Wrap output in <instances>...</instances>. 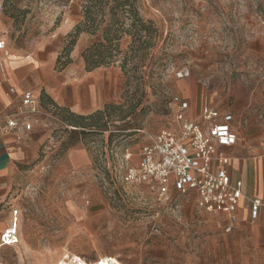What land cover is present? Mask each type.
<instances>
[{
    "label": "rangeland",
    "instance_id": "1",
    "mask_svg": "<svg viewBox=\"0 0 264 264\" xmlns=\"http://www.w3.org/2000/svg\"><path fill=\"white\" fill-rule=\"evenodd\" d=\"M134 1L152 22L150 33L130 79L122 69L129 35L120 40L115 64L101 68L109 79L102 91L115 100L100 111L139 105L124 121L112 117L91 130L72 129L57 109L40 115L28 136L27 178L12 197L21 242L0 251V264H58L65 253L89 264H264V225L229 231L227 216L201 211L194 200L162 204L147 188L122 181L125 152L137 162L146 134L172 128L174 96L231 114L239 139L247 133L245 120L258 124L264 138V0ZM86 4L0 0L1 31L10 49L26 56L57 52L58 74L85 75L82 53L95 37H79L67 66L58 60ZM125 23L128 28L131 19ZM184 70L189 77H179Z\"/></svg>",
    "mask_w": 264,
    "mask_h": 264
},
{
    "label": "crops",
    "instance_id": "2",
    "mask_svg": "<svg viewBox=\"0 0 264 264\" xmlns=\"http://www.w3.org/2000/svg\"><path fill=\"white\" fill-rule=\"evenodd\" d=\"M0 42L5 43V47L0 49L1 251L5 248L18 246L21 242L20 212L12 205V197L15 188L27 178L24 166L32 158V152L27 148L28 136L34 130L35 124L39 122L40 115L46 114L47 110H59L64 107L72 114L89 116L102 110L108 102L115 99L102 91L109 79L101 68L85 75L81 73L78 77H75L74 69H66L58 74L55 71L57 52L26 56L21 51H14L8 47L6 36L1 31V24ZM80 50L81 48L78 51ZM29 92L37 100V113L30 116L33 123L32 130L22 133L21 140H18L15 132L6 129L7 122L23 109L24 96ZM183 99L189 102L193 118H197L202 106L207 104L204 102L197 106L193 105L189 99ZM212 107L218 109L213 105ZM233 119L232 126L237 133L234 126L235 118L233 117ZM245 126L247 133L240 139L238 137L237 145L229 149H222V152L230 159L227 170L232 181H240L243 184V197L235 215L236 222H230V230L239 225H264V138H260V129L255 122L245 120ZM176 127L177 124L174 120L171 129H176ZM237 135L239 136V133ZM142 149L137 162L133 161L132 153L129 150L125 152L124 174L128 167L135 166L140 161ZM187 200L193 201L194 196ZM255 200L261 201L263 206L258 209L257 215L254 217L252 202ZM15 213H17L18 244L5 246L2 244V238L8 230L13 228Z\"/></svg>",
    "mask_w": 264,
    "mask_h": 264
},
{
    "label": "built area",
    "instance_id": "3",
    "mask_svg": "<svg viewBox=\"0 0 264 264\" xmlns=\"http://www.w3.org/2000/svg\"><path fill=\"white\" fill-rule=\"evenodd\" d=\"M4 47L5 43L0 42V49ZM179 77H189V70L182 71ZM205 86L209 88L208 83ZM170 106L176 129L146 134L140 161L127 168L122 181L126 185L147 188L162 204L172 203L175 197L191 199L194 196L195 205L201 211L225 215L235 223L243 197V184L232 181L227 170L230 159L222 152V149L232 148L238 143V135L232 126L233 116L205 104L200 115L193 118L189 102L178 96L172 97ZM36 113L37 100L32 93H26L23 109L8 120L6 129L15 132L17 139L21 140L22 133L32 130L30 116ZM262 206L261 201L252 202L254 217ZM14 221L13 228L2 238L5 246L18 244L17 213ZM105 261L118 264L113 259ZM58 264L89 263L80 256L65 253Z\"/></svg>",
    "mask_w": 264,
    "mask_h": 264
},
{
    "label": "trees",
    "instance_id": "4",
    "mask_svg": "<svg viewBox=\"0 0 264 264\" xmlns=\"http://www.w3.org/2000/svg\"><path fill=\"white\" fill-rule=\"evenodd\" d=\"M107 15L110 16V19L105 25H102ZM99 16L103 19L102 23L97 22ZM127 18L131 19L128 28L125 23ZM151 26L152 22L146 21L140 16L134 0H87L83 20L68 36L70 42L65 46L58 63L67 66L70 63V53L73 51L79 37L83 34H89L95 37V42L82 53L86 71L93 72L102 67H110L115 64L117 56L121 53L120 40L129 35L133 39L128 52L131 55L128 56L127 53L122 63V69L127 75L129 74L130 79V72L139 68L137 58L144 50L142 41L146 40ZM62 60H65L64 63H61ZM126 68L129 69L126 70ZM140 90L144 91L143 87L138 85L136 91ZM138 105L139 103H129L126 109L124 106L107 105L103 111H98L96 114L89 116H78L59 109V115L64 122L75 129L91 130L107 125L105 120L112 117H118L121 121H124Z\"/></svg>",
    "mask_w": 264,
    "mask_h": 264
},
{
    "label": "bare ground",
    "instance_id": "5",
    "mask_svg": "<svg viewBox=\"0 0 264 264\" xmlns=\"http://www.w3.org/2000/svg\"><path fill=\"white\" fill-rule=\"evenodd\" d=\"M101 264H107V261L104 260Z\"/></svg>",
    "mask_w": 264,
    "mask_h": 264
}]
</instances>
